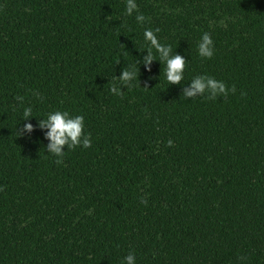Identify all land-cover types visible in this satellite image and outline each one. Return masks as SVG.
Returning a JSON list of instances; mask_svg holds the SVG:
<instances>
[{
  "label": "trees",
  "instance_id": "obj_1",
  "mask_svg": "<svg viewBox=\"0 0 264 264\" xmlns=\"http://www.w3.org/2000/svg\"><path fill=\"white\" fill-rule=\"evenodd\" d=\"M132 3L0 0V264H264V0ZM56 111L89 148L49 151Z\"/></svg>",
  "mask_w": 264,
  "mask_h": 264
},
{
  "label": "clouds",
  "instance_id": "obj_2",
  "mask_svg": "<svg viewBox=\"0 0 264 264\" xmlns=\"http://www.w3.org/2000/svg\"><path fill=\"white\" fill-rule=\"evenodd\" d=\"M136 5L132 3V0H128L127 14L131 15L133 9ZM137 19H145L143 15L138 16ZM147 40L151 42L153 46L157 48L158 51L163 53L164 57L168 56V50L160 47L156 36L151 30H147L144 33ZM199 55L201 57L211 59L213 56V41L208 33H205L201 42L198 46ZM151 57L146 63H150ZM185 69V60L183 57L176 55L170 59H167L166 67V78L168 83L176 84L183 79V73ZM123 81L129 79V73L125 71L121 78ZM209 88L213 95L219 91L220 93L225 92V85L222 82H217L213 79H207L205 82L204 78H196L192 83V91H186L185 95L189 97L195 96L197 93H203L205 88ZM233 93H235V86L232 87ZM30 114V110L24 112V116L27 117ZM67 112L56 111L48 116V118L40 124L41 128H48L47 139L50 140L49 151L57 156H63L62 148L67 145L70 150L75 149L81 143L84 148H89L91 146V141L89 136H84L83 141L81 137L84 133V118L83 116H75L74 118H68ZM27 131H32V125L28 124L25 126ZM173 142L168 141V146L171 147ZM57 165L62 163V160H56ZM142 203H146L145 200H141ZM125 264H135L134 254H129L126 257Z\"/></svg>",
  "mask_w": 264,
  "mask_h": 264
}]
</instances>
